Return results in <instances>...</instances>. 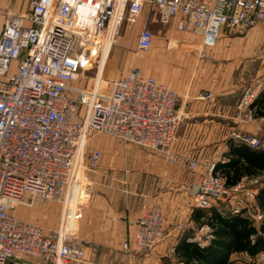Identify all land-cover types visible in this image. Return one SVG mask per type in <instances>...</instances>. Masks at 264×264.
Segmentation results:
<instances>
[{
  "label": "built area",
  "instance_id": "obj_1",
  "mask_svg": "<svg viewBox=\"0 0 264 264\" xmlns=\"http://www.w3.org/2000/svg\"><path fill=\"white\" fill-rule=\"evenodd\" d=\"M31 5L27 17L7 13L0 35V264H30L27 256L42 264H73L86 257L78 221L91 195L87 172L99 167L102 155L92 150L87 163L91 137L108 134L163 153L170 162L179 157L173 150L183 118L179 93L140 66L104 77L123 23L136 24L153 5L162 23L214 46L222 31H246L264 22V0H32ZM26 18L32 24L25 25ZM153 38V30L144 26L137 51H147ZM260 54L264 60V44ZM91 70L93 85L77 84ZM258 92V85L246 86L237 104L248 119L258 109ZM234 137L264 149L258 135L236 132ZM185 160L190 169L198 167L196 159ZM263 176L229 187L212 163L194 183L195 204L217 207L227 195L239 194L233 212L245 210L263 220L255 204ZM37 203L60 208L57 228L14 214ZM166 225L160 206L146 207L137 222L138 248L153 249L164 239ZM123 246L131 249L128 241Z\"/></svg>",
  "mask_w": 264,
  "mask_h": 264
},
{
  "label": "crops",
  "instance_id": "obj_2",
  "mask_svg": "<svg viewBox=\"0 0 264 264\" xmlns=\"http://www.w3.org/2000/svg\"><path fill=\"white\" fill-rule=\"evenodd\" d=\"M31 2L0 0V35L7 13L27 17ZM24 24L32 22L26 18ZM137 25L138 36L144 26L154 32L146 62L142 60V69L179 93L177 109L183 118L173 146L179 157L170 162L163 153L115 137H101L95 145H88L87 163L92 150L100 149L102 155L99 167L87 172L91 195L78 221L77 232L85 240L86 257L73 264H248L251 259L264 261V249L251 252L247 248H234L235 239L231 234H218L209 224L213 213L228 222L237 216L245 218L248 215L245 210L233 212L239 194L227 195L220 205L208 209L197 207L194 200V183L208 165L228 160L226 154L231 142L238 141L234 137L236 132L258 135L264 140V60L260 54L264 44V22L246 31H222L214 46L204 45L200 36L181 32L172 23H162L153 5L145 7ZM130 53L123 42L111 50L106 69L108 79L131 68L122 62ZM248 85L259 86L255 100L259 112L256 111L252 119L246 118L237 108ZM205 93L212 96L202 97ZM185 157L196 159L198 167L190 169ZM246 177L244 175L241 180ZM151 205L162 208L167 225L164 239L144 253L136 245L135 233L143 210ZM58 209L56 205L41 208L35 222L53 216ZM251 219V223L231 224L241 231L240 239L236 240L239 244H253L260 235L264 237L260 234L264 219ZM178 223H186L189 227L177 229ZM251 226L258 232L250 233ZM230 227L224 228L229 231ZM125 241L129 242L130 250L124 248ZM192 249L198 250L199 255L191 256ZM26 259L30 264H42L35 257L27 256Z\"/></svg>",
  "mask_w": 264,
  "mask_h": 264
},
{
  "label": "trees",
  "instance_id": "obj_3",
  "mask_svg": "<svg viewBox=\"0 0 264 264\" xmlns=\"http://www.w3.org/2000/svg\"><path fill=\"white\" fill-rule=\"evenodd\" d=\"M259 112V109L257 110ZM228 160L225 162H218L215 164V170L218 171L224 180V183L227 186H233L240 182L242 177L245 175L247 177H253L256 175H264V149L263 148H254L243 141H236L231 142L230 149L226 154ZM260 182L262 184L258 188V192L255 197V204L257 209L264 213V176L260 178ZM242 218L240 216L234 217L232 222H228L221 218L217 213H213L212 221L210 219L209 224L216 229L218 234H231L232 237L235 239L234 243L232 244L234 248H247L251 252H256L259 249H264V237L261 235L258 237L255 243H247L246 244H239L236 240L240 239L241 231L238 229H234V224L238 221L245 224V222H252V219L249 215L244 216ZM215 221V222H214ZM224 224V226H221ZM238 224V225H239ZM231 226V230H227L224 227ZM249 231V230H248ZM250 233L258 232L255 228H250ZM248 232V235H249ZM260 234H264V223L260 227ZM199 251L196 249H192L190 254L191 256L198 254ZM205 258V257H204ZM257 259H251V261H255ZM248 263V264H249ZM228 264V263H227Z\"/></svg>",
  "mask_w": 264,
  "mask_h": 264
},
{
  "label": "rangeland",
  "instance_id": "obj_4",
  "mask_svg": "<svg viewBox=\"0 0 264 264\" xmlns=\"http://www.w3.org/2000/svg\"><path fill=\"white\" fill-rule=\"evenodd\" d=\"M138 28H139V25H137V23L134 25H129L128 23L124 22L121 29H120V33L118 36L117 43L113 47V48L118 47V43L123 42L125 45V48L127 50H131L130 55L124 56L122 59V62H124L129 68L133 67V66H140L141 67L142 66V60H143V62H146V59H147L148 50L144 51V52H138L137 47H135V45L137 44V41H138ZM109 60H110V57L107 61V65H106V68L104 71V77L105 78H107L106 77V69L108 67ZM94 76H95V71H92V70L88 71L87 77L77 81V84L93 85V83L95 81V79L93 78ZM101 137L113 138L112 136H110L108 134H97V135L91 137V140L88 142V145H90V146L95 145L97 143L96 140L98 138L100 139ZM41 208H43V207L39 203H37L36 206H34V207L20 206L14 212V214L19 218H24V219H28L31 221L32 220L36 221V218H38L37 216H39L38 213H39ZM39 223H41L46 228H57L59 223H60V208L58 209V212L56 211V213L53 214V216H48V217L46 216L44 218V220H42V222H39Z\"/></svg>",
  "mask_w": 264,
  "mask_h": 264
}]
</instances>
